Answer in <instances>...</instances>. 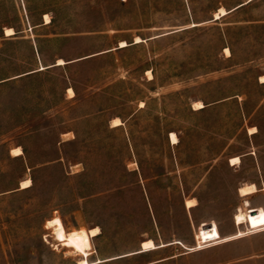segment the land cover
Returning a JSON list of instances; mask_svg holds the SVG:
<instances>
[{
	"label": "rangeland",
	"instance_id": "1",
	"mask_svg": "<svg viewBox=\"0 0 264 264\" xmlns=\"http://www.w3.org/2000/svg\"><path fill=\"white\" fill-rule=\"evenodd\" d=\"M263 77L264 0H0V264L198 228L192 251L248 237L202 264H264ZM92 229L86 255L63 245Z\"/></svg>",
	"mask_w": 264,
	"mask_h": 264
},
{
	"label": "crops",
	"instance_id": "2",
	"mask_svg": "<svg viewBox=\"0 0 264 264\" xmlns=\"http://www.w3.org/2000/svg\"><path fill=\"white\" fill-rule=\"evenodd\" d=\"M47 25H49V24L45 23V24H42L41 27H45ZM7 38H8V44L22 39L21 37H17V33L15 36L7 37ZM23 40H26V39H23ZM29 44H30L31 53L41 52L39 47H38V40L35 39L33 43L29 42ZM8 54H9V52H8ZM41 66L42 65H40V67ZM55 66H57V65L53 64L50 66H44L46 69L43 71H48L50 69H53V67H55ZM40 67L33 72H29L27 74L17 76V78H21L24 76H30V75H33L35 73H38V72H40V70H39ZM17 78H14L13 80H15ZM261 85H264V83H261ZM255 134H251V135H255ZM254 185L257 187V189L260 192L262 191L258 185H256V184H254ZM198 232H199V228H198ZM198 232L195 234L194 242L192 244H187L184 241H179V240L160 242L157 239L148 238V239H146V241L152 240L154 245L157 247L156 249L147 250V252H143L142 251L143 249H141L142 248L141 245H142V243L146 242V241H144L139 245V247L137 248L136 251L129 252V254H125V255L114 256V257H111V259L95 258V260H93L92 258L94 256L95 252L92 251V249H91L92 256L90 257V262L92 264L93 263L94 264H202L201 263V256L202 255L213 254V253H216L218 251H223V250L224 251L231 250V249H233L232 246L236 245V244L238 247H240V245L243 242L242 240H244L245 238H248V237H245L242 239H236V241L225 242V243H221L218 245H212L211 247H208L206 249H200V250L192 251V249L198 248V244H199L198 237H197ZM254 235H259V234H254ZM98 236H96V237H98ZM98 260H100L101 263H95ZM211 263L212 262H210V263L208 262L207 264H211ZM76 264H77V262H76Z\"/></svg>",
	"mask_w": 264,
	"mask_h": 264
},
{
	"label": "bare ground",
	"instance_id": "3",
	"mask_svg": "<svg viewBox=\"0 0 264 264\" xmlns=\"http://www.w3.org/2000/svg\"><path fill=\"white\" fill-rule=\"evenodd\" d=\"M221 14L227 15L226 12L222 11ZM220 15L216 16V19L220 18ZM14 34L12 29H7L6 30V35L7 36H12ZM61 64V63H59ZM41 69H44L43 67ZM262 80H264V77L262 78ZM72 90H70L71 92ZM197 105H200V108L204 107L203 105H201V103H198ZM113 125L115 126H120V121L119 119H116L113 121ZM171 140L173 142H177V139L175 137V134H171ZM12 155L14 157H19L20 155H22V150L21 148L19 149H14L12 150ZM240 159L239 158H234V160H232V164H234V162H239ZM32 186V181L30 180H25V182L22 183V188H30ZM253 192H255V187H245L240 189V193L243 196H248V195H252ZM188 206H191V202L188 201L187 202ZM237 223L241 224L244 220H245V216L244 215H238L237 218ZM55 225H53L52 223H49V227H53ZM58 230L63 233V229L61 226L58 227ZM98 229H92L89 232H86L85 230H78V231H74L73 233L69 234L68 236H66V238L64 239L63 245L69 248H72L73 251H76L78 253H82L85 254L87 253V251L90 249L91 245H90V238L93 236H96L99 234ZM240 235H242L240 233ZM142 251L143 252H147V250H152L155 249L154 243L152 240H148L146 242H144L142 244ZM78 264H88L85 260L80 261Z\"/></svg>",
	"mask_w": 264,
	"mask_h": 264
},
{
	"label": "water",
	"instance_id": "4",
	"mask_svg": "<svg viewBox=\"0 0 264 264\" xmlns=\"http://www.w3.org/2000/svg\"><path fill=\"white\" fill-rule=\"evenodd\" d=\"M243 6H245V5H241V6L237 7V8H235V9H233L232 11H234V10H236V9L240 8V7H243ZM232 11H230V12H232ZM230 12H229V13H230ZM229 13H228V14H229ZM157 38H158V37H157ZM72 62H73V61H70V62H69V63H67V64H70V63H72Z\"/></svg>",
	"mask_w": 264,
	"mask_h": 264
},
{
	"label": "trees",
	"instance_id": "5",
	"mask_svg": "<svg viewBox=\"0 0 264 264\" xmlns=\"http://www.w3.org/2000/svg\"><path fill=\"white\" fill-rule=\"evenodd\" d=\"M250 2H251V1H250ZM248 3H249V2H248ZM227 15H228V13H227ZM227 15H226V16H227ZM226 16H224V17H226ZM224 17H222V18H224ZM220 19H221V18H220ZM220 19H214V20L217 21V20H220ZM42 71H43V70H42ZM204 108H206V106H205ZM204 108H203V109H204Z\"/></svg>",
	"mask_w": 264,
	"mask_h": 264
}]
</instances>
